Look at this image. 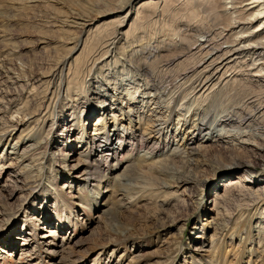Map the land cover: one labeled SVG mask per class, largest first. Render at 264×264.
<instances>
[{
    "label": "rangeland",
    "instance_id": "1",
    "mask_svg": "<svg viewBox=\"0 0 264 264\" xmlns=\"http://www.w3.org/2000/svg\"><path fill=\"white\" fill-rule=\"evenodd\" d=\"M140 1L131 3L133 13L125 30ZM1 2L0 264H264V243L254 237L258 231L264 233V139L260 130L264 121H255L250 130L241 132L213 123L202 136L195 131L191 136L196 149L193 162L185 155L184 162L175 158L174 177L156 179L154 171L141 167V158L147 156L148 162L162 168L175 147L184 148L186 131L178 127L177 120L187 118L185 125L193 132L200 113L195 108L189 114L182 109L181 117L174 111L175 126L168 129L172 141L163 151L150 154L148 148L139 151L138 147L131 155L128 147L115 157L110 170H104L98 153L85 152L101 127L96 126L100 120L115 128V144L120 136L144 133L146 117L155 107L146 103L153 89L145 87L148 78L137 65L154 62V71L162 78L166 69L189 57L187 50L147 48L167 39L160 26L167 19L160 18L157 27L153 24L145 33H137L127 41L131 45L126 38L118 43L114 51L121 63L89 61L94 66L87 77L89 63L82 64L75 75L69 67L81 54L88 31L113 16L96 13L108 0ZM88 14L91 29L84 28L82 17ZM75 45L77 49L71 50ZM207 52L196 62L207 59ZM181 54L185 56L176 60ZM174 56L173 65L169 62ZM64 60L67 85L60 94L59 82L49 81ZM194 63L182 71L175 68L176 79L191 77ZM100 66L105 67L103 74L97 73ZM69 78L79 89L71 98L67 97ZM254 83L250 91L264 92L263 81ZM189 100L184 103L190 104ZM239 100V96L232 102L218 99L208 102L206 109L221 117L233 102L238 108ZM49 105L53 116L47 112ZM46 114L49 117L44 120ZM161 115L167 118L165 110ZM126 156L129 160H124ZM161 183L169 188L164 190ZM231 183L232 191L225 197ZM109 212L113 215L108 216ZM211 240L214 245H209Z\"/></svg>",
    "mask_w": 264,
    "mask_h": 264
},
{
    "label": "bare ground",
    "instance_id": "2",
    "mask_svg": "<svg viewBox=\"0 0 264 264\" xmlns=\"http://www.w3.org/2000/svg\"><path fill=\"white\" fill-rule=\"evenodd\" d=\"M133 1L108 0L106 7H99L100 9L96 13L98 16L110 14L113 16L100 20L99 24L93 29H91L92 27L90 28V15L82 17L86 19L84 28L89 27L91 30L88 31L81 54L70 65L69 71L72 72L73 70V75H75L82 64L89 63L91 60H93V64L100 63V61L102 63L109 62L110 59H112L110 62L116 65L119 62L121 63V59L114 51L117 44L124 38H126L127 42L134 38L137 33H145L147 27L149 29L153 24L155 26L161 23L160 18H165L167 20H164L160 26H162L161 31L167 39L158 42L160 44L157 46L150 45L147 48H152L156 52L163 50V48L168 50V52L170 50H174L175 52L187 50L188 59L177 63L175 68H178V71L185 70L186 68L184 67L191 64L194 60L195 63L191 68L193 75L189 78L176 79V69L168 68L165 73L161 71L162 78H159L158 72L154 71V62L150 65L146 64L145 61L138 64L137 70L149 79H147L145 87H147L146 85H150L153 89V94L152 96H148L146 103L151 104H148L150 108L152 105L155 107L153 110H149L150 114L146 117L147 119L144 123L147 125V128L144 130V133L139 135L135 131L136 133L131 136H120L118 143L115 144L112 139V136L116 135L115 128H108L107 124H101L100 120L96 126L100 125L101 127L95 130V134L85 152L88 151L90 155L99 154L98 158L101 159V163L105 168L104 170L112 169L113 162L116 160L115 157L120 156L122 151L128 147L131 148V155L138 151V147L139 151L148 148L150 154L158 153V151H163V148L168 147L172 141L168 129H172L175 126L174 118H171L174 111L176 110L177 115H179L178 113L186 108L187 114H189L195 108L200 113L197 114V120L195 121L197 125L193 126V132H189V129L185 125L188 122L187 118L184 120V118L179 119L178 117L177 120L178 127L184 128L186 131L183 137L186 141L183 144L184 148H181L182 146L175 147L168 161L164 160L162 168L157 167L153 162H148L149 157L147 156H142L141 158V162H144L141 165L144 166H140L143 169L149 168L154 171L156 179L159 177L168 178L170 174L174 177L176 175L175 171H177V167L175 166L177 161L175 158L179 157L180 160L182 158L184 162L186 156L189 158V163L193 162L196 149L192 147L194 141L191 136L194 135L195 131H197V135L202 136L205 128L212 127L215 124L224 130L229 127H237L238 131L241 132L246 129L250 130L255 125V121L261 123L264 121V92L262 91L261 93L260 90L250 91L254 86L253 84H255L254 82L260 84L263 81L264 84V0H141L130 28L125 30L133 13L131 9ZM3 4L4 2H1L0 7ZM193 35L196 38L201 37L205 41L193 38ZM76 42L79 43L81 41ZM126 44L131 45L132 43L127 42ZM77 46L75 45L71 50L75 51ZM122 49L124 50L125 48ZM205 50H208L207 59L196 62L204 54ZM183 56L185 54L177 55L176 60H179ZM176 60L174 56L169 63L174 65ZM128 62H131V60ZM146 62L148 61L146 60ZM131 63H133V60ZM93 64L89 63L90 69L87 77L93 73ZM66 67L67 60H64L60 64L59 72L54 74L49 81L50 84L53 80L59 82L57 92H60L67 85L64 77V69ZM103 70H105V67H101L100 72L97 73L103 74L106 71ZM157 77V81H154ZM73 81L72 78H69L68 98H71L70 96L79 90L76 88V84H74L75 81ZM83 86L84 90L86 88L84 92H87L89 89L87 83H84ZM134 92L137 95L139 89L135 88ZM133 94L129 92L128 95L134 96ZM234 96L240 97L239 101L241 103L239 105L241 106L239 107L238 105V108H236V102L235 104L233 102L231 108L228 106L227 109H224V115L221 117L218 114L209 113L206 109L208 102L211 103L212 101L214 103L218 99L230 100L232 102ZM188 98L192 99V102L190 104L189 102L184 103ZM51 108L50 105L47 107L49 116H53L51 115ZM208 109L210 110L211 108L209 107ZM164 110L167 118H163L161 115V111L163 112ZM47 115L44 120L48 119L49 116ZM183 115L185 116L186 114ZM213 116L214 118L211 120ZM79 123L80 127H83L82 120ZM260 130L261 138L264 139V124ZM6 134H8V131L5 132ZM2 141L0 139V144ZM84 153L82 156L85 155ZM124 160H129V158L126 156ZM88 164H90V161H88ZM239 164L242 167H246L241 162ZM127 168H131V166ZM98 172L102 174V171L99 170ZM180 179L181 177L178 178V181ZM233 184L231 183L230 186H226L225 197L230 195ZM161 187L164 190L169 188L168 184L164 185V183H161ZM219 196L221 195L217 193V197ZM220 198H223V196ZM216 203L217 205L220 204L218 198L215 200ZM110 214L113 215L112 212H109L108 216ZM220 225L222 224L220 223ZM261 229L264 230V228ZM260 236H264V233L261 235L260 231H258L254 237L264 243V237ZM209 245H214L212 240Z\"/></svg>",
    "mask_w": 264,
    "mask_h": 264
}]
</instances>
